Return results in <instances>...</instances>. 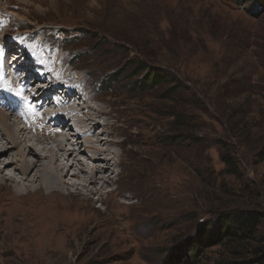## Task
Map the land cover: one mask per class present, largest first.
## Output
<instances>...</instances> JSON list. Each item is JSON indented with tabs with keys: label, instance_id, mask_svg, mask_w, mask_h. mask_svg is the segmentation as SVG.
Here are the masks:
<instances>
[{
	"label": "rangeland",
	"instance_id": "obj_1",
	"mask_svg": "<svg viewBox=\"0 0 264 264\" xmlns=\"http://www.w3.org/2000/svg\"><path fill=\"white\" fill-rule=\"evenodd\" d=\"M0 12L5 38L79 76L86 99L71 98L103 107L123 142L108 196L74 201L91 223L68 244L22 238L21 203L0 191L13 213L0 264H264V216L252 240L197 239L221 215L264 214V0H0ZM139 63L163 82L139 85Z\"/></svg>",
	"mask_w": 264,
	"mask_h": 264
},
{
	"label": "bare ground",
	"instance_id": "obj_2",
	"mask_svg": "<svg viewBox=\"0 0 264 264\" xmlns=\"http://www.w3.org/2000/svg\"><path fill=\"white\" fill-rule=\"evenodd\" d=\"M5 14L0 12V33L3 30L0 36L3 50L0 58V161H3L0 191H6L11 208L21 203L17 207L22 210L12 209L15 214L12 219L22 216L20 223H28L26 228L30 231L22 238L68 244L72 234L81 232L91 223L86 218L89 214L82 212L74 201L81 195L88 199L97 194L98 198L108 196L102 191L110 181L107 164L111 159L112 166L118 163L114 161L117 154L111 147L123 142L110 138L113 123L106 118L108 113L103 107L93 104L92 100L80 102V95L84 99L86 95L85 88L80 90L76 81L79 76L56 64L61 69L57 71L52 62L37 61L24 44L12 37L5 38ZM30 75L34 76V83L28 82ZM59 85L64 86L57 89ZM66 86L70 91L64 88ZM75 89L80 90L79 101L71 98ZM55 92L58 93L55 100L45 99ZM53 118L58 119L55 124H52ZM69 158L72 161L66 164L64 160ZM8 181L12 182V187L7 185ZM6 200L0 197L1 224L5 217L13 214ZM118 215L110 216V225L119 222L121 216ZM97 225L101 229L108 226L105 222Z\"/></svg>",
	"mask_w": 264,
	"mask_h": 264
},
{
	"label": "trees",
	"instance_id": "obj_3",
	"mask_svg": "<svg viewBox=\"0 0 264 264\" xmlns=\"http://www.w3.org/2000/svg\"><path fill=\"white\" fill-rule=\"evenodd\" d=\"M59 30L67 29L61 28ZM138 72L144 73L142 78L137 81L141 86L145 84L159 85L163 82L164 77L160 80L157 73H155L150 67H147L146 64L139 63V71H136L135 75L139 74ZM114 80H116V78H114L113 75H109L107 76V80L102 83L110 84ZM257 157H259L260 160H264V148L257 154ZM263 216L264 214L256 209L243 211L233 215H221L216 222L211 223V226L210 222L204 225L197 239L199 242H205L207 239L209 242L217 240L214 241L217 243L222 242L224 239L239 243L242 241L252 240L256 236V232ZM209 226L211 227L210 229ZM234 228H236V230H234ZM263 258L264 256L260 257L258 261H262ZM240 263L248 264L247 262L242 263V261L237 264Z\"/></svg>",
	"mask_w": 264,
	"mask_h": 264
},
{
	"label": "snow or ice",
	"instance_id": "obj_4",
	"mask_svg": "<svg viewBox=\"0 0 264 264\" xmlns=\"http://www.w3.org/2000/svg\"><path fill=\"white\" fill-rule=\"evenodd\" d=\"M3 57V50L2 49H0V58H2ZM33 111V113L35 112V110L33 109L32 110Z\"/></svg>",
	"mask_w": 264,
	"mask_h": 264
}]
</instances>
